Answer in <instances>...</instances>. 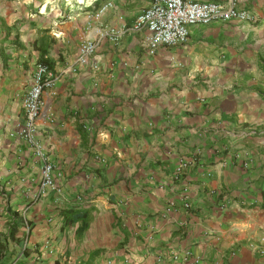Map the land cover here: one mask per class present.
<instances>
[{
  "label": "crops",
  "instance_id": "0c3cea01",
  "mask_svg": "<svg viewBox=\"0 0 264 264\" xmlns=\"http://www.w3.org/2000/svg\"><path fill=\"white\" fill-rule=\"evenodd\" d=\"M106 1L0 0V264H264V0H234L254 22L192 24L153 53L129 29L151 0L96 16ZM37 63L54 73L44 195L17 133Z\"/></svg>",
  "mask_w": 264,
  "mask_h": 264
},
{
  "label": "built area",
  "instance_id": "2783aa9c",
  "mask_svg": "<svg viewBox=\"0 0 264 264\" xmlns=\"http://www.w3.org/2000/svg\"><path fill=\"white\" fill-rule=\"evenodd\" d=\"M112 5V0H107L98 12L99 16ZM239 20L254 22L255 17L248 11L234 6V0H228L227 5L216 2H197L194 0H151L149 7L138 14L130 26V30L147 31L145 46L149 53H153L159 45L175 46L183 44L188 37L189 26L196 23L207 24L211 21ZM99 36H108L116 40L120 31L110 29L97 30ZM96 41L85 39L79 43L75 59V69L83 68L92 58ZM54 84V73L43 63L34 67L33 79L22 99L23 122L19 125L18 135L32 148L33 155L40 162L38 195H44L49 190H56L54 182V166L42 146L36 139V120L40 116L42 107V92ZM188 252L182 256L173 253V260L188 259ZM154 264H160V260Z\"/></svg>",
  "mask_w": 264,
  "mask_h": 264
}]
</instances>
